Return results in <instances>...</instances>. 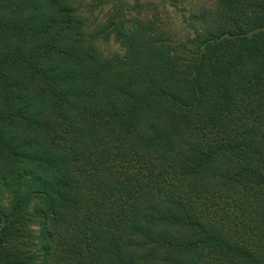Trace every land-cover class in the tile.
<instances>
[{"label":"trees","instance_id":"16d2710c","mask_svg":"<svg viewBox=\"0 0 264 264\" xmlns=\"http://www.w3.org/2000/svg\"><path fill=\"white\" fill-rule=\"evenodd\" d=\"M81 8L0 0V264H264V0L183 49Z\"/></svg>","mask_w":264,"mask_h":264},{"label":"rangeland","instance_id":"374dc122","mask_svg":"<svg viewBox=\"0 0 264 264\" xmlns=\"http://www.w3.org/2000/svg\"><path fill=\"white\" fill-rule=\"evenodd\" d=\"M77 4L89 17L91 32L107 24L114 26L115 22L142 17L151 20L155 32L165 35L177 49H183L185 44L192 48L193 43L188 39L199 33L218 10V0H77ZM98 44L107 54L124 51L114 32L109 37L98 38Z\"/></svg>","mask_w":264,"mask_h":264}]
</instances>
